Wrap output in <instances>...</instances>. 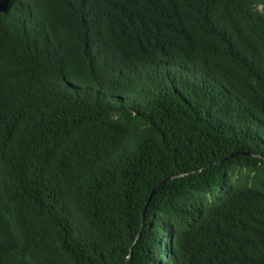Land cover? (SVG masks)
<instances>
[{"label": "trees", "instance_id": "obj_1", "mask_svg": "<svg viewBox=\"0 0 264 264\" xmlns=\"http://www.w3.org/2000/svg\"><path fill=\"white\" fill-rule=\"evenodd\" d=\"M0 264H264V0H0Z\"/></svg>", "mask_w": 264, "mask_h": 264}, {"label": "water", "instance_id": "obj_2", "mask_svg": "<svg viewBox=\"0 0 264 264\" xmlns=\"http://www.w3.org/2000/svg\"><path fill=\"white\" fill-rule=\"evenodd\" d=\"M175 179H176V178H169V179H167V180L161 182V183L155 188L153 194L151 195L150 201H151V199H152V197H153V195H154V193H155L156 191H158V190H159L160 188H162L164 185L169 184L170 182L174 181ZM146 208H147V206H146ZM135 243H136V242H135ZM131 256H132V249H131V251H130V258H131ZM130 258H129V259H130Z\"/></svg>", "mask_w": 264, "mask_h": 264}]
</instances>
